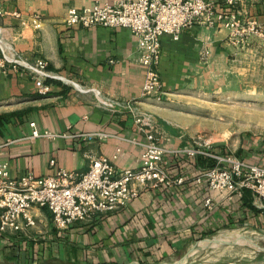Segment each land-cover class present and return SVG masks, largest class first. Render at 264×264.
Wrapping results in <instances>:
<instances>
[{
    "label": "crops",
    "instance_id": "obj_1",
    "mask_svg": "<svg viewBox=\"0 0 264 264\" xmlns=\"http://www.w3.org/2000/svg\"><path fill=\"white\" fill-rule=\"evenodd\" d=\"M117 1L0 0V38L29 59H47L50 69L62 76L50 80L48 93L39 92L37 82L27 73L11 70L0 76V160L9 162L12 176L27 171L48 175L60 167L83 172L92 157L113 158L116 152L120 153L113 158L117 167L139 166L143 147L128 139L137 131L131 114L124 107L115 110L103 105L99 97L135 100L155 113L161 126L160 141L167 148L188 143L187 119L176 113L172 103L142 97L145 69L139 62L138 40L130 29L66 23L70 7ZM259 8L256 15L264 20ZM14 11H20L22 17L15 16ZM34 15L40 17L39 27L32 22ZM225 31L197 24L183 29L179 40L162 36L160 71L166 98L171 99L174 90L190 78H197L204 67V55L220 54V39L228 34ZM31 121L41 130L65 132L67 136L32 138ZM94 131L109 136H79ZM165 158L173 173L186 177L184 183L144 189L127 206L64 230L54 226L47 208L35 209L36 225L24 226L17 233L0 232V254H19L33 264L56 260L67 264H131L177 252L221 228L264 226L262 200L250 191L243 198L230 199L206 182L194 180L203 158L173 153H166ZM253 161L264 162L258 158ZM208 197L213 198L212 207L206 204Z\"/></svg>",
    "mask_w": 264,
    "mask_h": 264
},
{
    "label": "built area",
    "instance_id": "obj_2",
    "mask_svg": "<svg viewBox=\"0 0 264 264\" xmlns=\"http://www.w3.org/2000/svg\"><path fill=\"white\" fill-rule=\"evenodd\" d=\"M247 0H118L115 3L95 2L82 8L70 7L66 14L69 26L126 27L138 40L139 62L145 69L142 97L163 101V79L160 71L162 36L179 40L183 29L203 24L210 28L228 30L230 42L245 45L250 34L259 35L264 43V25L258 18H248ZM261 1V0H255ZM264 1V0H262ZM3 11L0 9V13ZM22 17L20 11H14ZM23 22H26L23 19ZM32 22L40 26V17ZM29 74L38 84L39 92L51 91L52 79L62 76L50 69L45 58L29 59L13 44L0 38V76L9 71ZM69 81H72L69 79ZM97 95L99 91L95 90ZM99 101L112 109L121 107L131 114L136 134L130 141L143 147L141 163L137 167H117L113 158L92 157L89 168L83 172L60 167L53 174L36 175L33 171L14 177L9 162L0 160V232L17 233L24 226L36 225L35 209L47 208L54 226L68 229L72 224L93 220L97 215L127 206L144 189L169 188L185 182L186 177L173 173L166 153L191 158H203L194 180L227 195L243 198L247 191L262 200L264 209V162L239 156L228 149L217 148L201 135L190 136L186 145L167 148L159 138L160 121L157 115L145 110L135 100L126 102L108 97ZM31 137L55 139L67 136L65 132L41 130L30 122ZM143 135L144 139H140ZM84 139H106L103 131L80 133ZM1 145V144H0ZM52 164L55 160L51 161ZM213 198L206 204L212 207Z\"/></svg>",
    "mask_w": 264,
    "mask_h": 264
},
{
    "label": "rangeland",
    "instance_id": "obj_3",
    "mask_svg": "<svg viewBox=\"0 0 264 264\" xmlns=\"http://www.w3.org/2000/svg\"><path fill=\"white\" fill-rule=\"evenodd\" d=\"M245 8L247 19L258 18V8L264 14V1L247 0ZM260 21L264 25V20ZM220 42L223 45L220 43L219 55H204V67L196 74L197 78H190L186 84L175 89L171 99L164 94L163 101L172 103L176 113L187 119L184 127L188 135H201L219 149L264 161L263 38L250 34L245 45H236L226 34ZM229 231L243 237L257 236L258 239L230 242L237 239L225 236L222 240L229 241L213 243L218 235ZM263 236L264 226L221 228L195 239L177 252L131 264H174L184 258L188 249L196 243L199 248L182 264H264ZM9 254H0V264H33L25 261L24 257L20 258L19 254ZM46 264L67 262L56 260Z\"/></svg>",
    "mask_w": 264,
    "mask_h": 264
},
{
    "label": "bare ground",
    "instance_id": "obj_4",
    "mask_svg": "<svg viewBox=\"0 0 264 264\" xmlns=\"http://www.w3.org/2000/svg\"><path fill=\"white\" fill-rule=\"evenodd\" d=\"M225 236H231V237H233V238H235V239H237V240H239L240 242H247V241H249V239L251 240V239H258V237L257 236H246V237H243V236H240V235H238V234H234V233H232V232H227V233H222V234H220V235H218V237L216 238V241H218V240H221V241H229V240H226V239H224V240H222ZM259 236V235H258ZM264 237V236H263ZM201 242V241H200ZM202 243L203 244H208V243H205L204 241H202Z\"/></svg>",
    "mask_w": 264,
    "mask_h": 264
},
{
    "label": "water",
    "instance_id": "obj_5",
    "mask_svg": "<svg viewBox=\"0 0 264 264\" xmlns=\"http://www.w3.org/2000/svg\"><path fill=\"white\" fill-rule=\"evenodd\" d=\"M223 242H226V241H221V240H218V241H214L213 243L214 244H218V243H223ZM230 242H239V240H233V241H230ZM200 245H198L197 243L192 246L190 249H188V251L186 252L184 258L178 260L177 262H175L174 264H182L183 261L188 258L195 250H197L199 248Z\"/></svg>",
    "mask_w": 264,
    "mask_h": 264
},
{
    "label": "trees",
    "instance_id": "obj_6",
    "mask_svg": "<svg viewBox=\"0 0 264 264\" xmlns=\"http://www.w3.org/2000/svg\"><path fill=\"white\" fill-rule=\"evenodd\" d=\"M2 119H3V116H0V127L2 125ZM247 194H249V191H247Z\"/></svg>",
    "mask_w": 264,
    "mask_h": 264
}]
</instances>
